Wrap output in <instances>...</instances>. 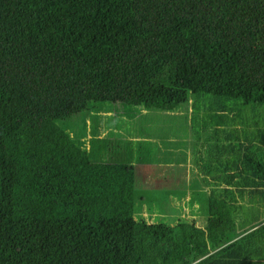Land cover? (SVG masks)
Returning <instances> with one entry per match:
<instances>
[{
    "label": "trees",
    "instance_id": "1",
    "mask_svg": "<svg viewBox=\"0 0 264 264\" xmlns=\"http://www.w3.org/2000/svg\"><path fill=\"white\" fill-rule=\"evenodd\" d=\"M193 96L215 98L206 152L234 185L207 195L205 228L137 215L140 171L65 127L92 102ZM231 100L264 106V0H0V264H264V222L234 196L257 207L264 130L258 160L259 119Z\"/></svg>",
    "mask_w": 264,
    "mask_h": 264
},
{
    "label": "rangeland",
    "instance_id": "2",
    "mask_svg": "<svg viewBox=\"0 0 264 264\" xmlns=\"http://www.w3.org/2000/svg\"><path fill=\"white\" fill-rule=\"evenodd\" d=\"M230 107L232 108L233 115L234 113L238 115L242 112L245 113L246 116H248L250 112V115H253L256 119H259L258 121L260 128H258V132H255L256 135H246H249V141L251 140L250 142L253 144V148L250 150V154L256 156L258 160L262 159L264 106L253 107L252 105H243L239 101L231 100ZM139 109L140 107L132 108L122 104L92 102L87 112H83L76 116H73L71 118L73 120L67 122L65 124V127L69 126L68 132L72 133L77 141L79 139H82L85 145V149L89 152L92 151L93 155L95 154L96 157H100L102 159L106 157V159H108V157H110V154H114L116 151L121 155L122 151L120 148H122L123 146V153L125 152L129 154V158H127L126 160H129L130 163L142 165L145 167L143 169L145 171L147 170L148 172H151L154 169H146V167L149 168L148 163H150V166L151 164H158L157 169L161 170L159 174L164 175L165 169L163 165H165V163L163 160L166 161L171 159V161H177L179 160L180 155L185 151L189 152L190 156L193 155V151H195L196 149H200L201 151L202 145L200 142L202 141H198V139L205 135V137L203 138L204 142L207 137L206 135H208L211 130V126L214 125L216 119H218L216 117L217 113L211 112L218 110L216 108L215 98L212 96H193V98H190L188 102L178 106L177 112L175 114H172L171 116H167L165 112L164 114H162V112L160 111L152 110L148 113L147 116H143L140 114ZM102 112H110V115H102ZM233 115L229 118L234 117ZM153 119L170 120L154 121ZM245 120L246 123H248L247 121L249 119ZM158 125L162 126L155 128V126ZM232 125L234 126V124ZM115 127L122 128L120 135L116 134V132H113V128ZM231 128L233 129V127ZM240 128L241 126L237 124V126L234 127V130L240 132ZM247 128L250 129L249 124L247 125ZM99 132L103 134H99ZM106 134L109 136H107ZM169 135L170 138H173L174 140L179 142L171 144L170 149H172L173 151L179 148L182 149L183 152L179 150L177 152L178 155L175 153L173 154V156L172 153H170L169 156L168 154H164L165 150L160 149L159 146H156L160 141L163 140L162 138L168 137ZM136 136H138L139 138H142L143 136L148 138L149 140L147 142L143 141L141 143L132 142L131 140ZM129 137L131 139L130 142L128 139ZM174 140L173 142H175ZM120 142L123 145L120 144ZM119 145L120 148H118ZM205 145L206 143L204 142V147ZM109 146L112 147V150H107L108 148H110ZM207 157V155L198 157L195 156L197 160H202L203 165H205ZM154 173L157 174L158 172L155 170ZM149 174L153 175V173ZM162 181H151V183H149L148 180H146L145 182H143V184L146 186V190L148 191L151 190V185L158 186L156 188H159ZM140 186L143 185L141 184ZM193 190L195 189L185 188V191L182 188L176 189L175 191H173L176 193L174 197L177 196L179 198H170V195L167 194L164 198L166 204L163 203L162 195L165 194V191L169 192L168 189L153 190L152 195L154 200H151L149 197H147L149 195V193L147 192L138 194V197L141 200L137 202L135 213L137 215L142 214V216H148L149 218L152 217L150 216V213H152V215L160 213L162 215L165 214L166 223L168 224H173L176 217L189 218L196 222L197 227L205 228V226L207 225V215L202 213L205 216V218L202 219L200 216V212L196 210H194L193 212L192 210L194 207L190 208L191 204H188L190 198L189 194ZM191 196L195 197L194 194H192ZM179 199L183 200L185 203L174 202L179 201ZM251 199L254 198L251 197ZM259 204L262 205V199ZM139 205H142V208L140 210L137 209V206ZM161 205H164V207L160 208ZM256 205L257 207H255L254 209H248L245 218H250L254 215H256L257 219L262 218L263 209H259L258 204ZM159 208L161 211L158 210ZM256 218H254L253 220H255ZM238 222L239 221H237V223Z\"/></svg>",
    "mask_w": 264,
    "mask_h": 264
},
{
    "label": "crops",
    "instance_id": "3",
    "mask_svg": "<svg viewBox=\"0 0 264 264\" xmlns=\"http://www.w3.org/2000/svg\"><path fill=\"white\" fill-rule=\"evenodd\" d=\"M177 109H178V106L175 107L171 111H168V112L166 111L165 114L167 116H171L172 114H175L177 112ZM139 111H140V114L143 115V116H147L148 113L150 112V111L145 110L143 108H140ZM160 112H162V111H160ZM101 114L102 115H104V114L110 115V112H102ZM162 114H164V112H162ZM153 120L154 121L155 120L167 121V120H170V119H153ZM160 126H162V125L155 126V128H158ZM187 128H188V124H187ZM121 131H122L121 127L113 128V132H116V134H118V135L121 134ZM99 134H103V133L99 132ZM107 136H109V135H107ZM204 137H205V135H203L201 138L198 139V141H202V142H200L201 145H202L201 151H200V149H196L195 151H193V155L192 156H190L189 152L185 151L184 153H182L180 155V158L177 161L176 160L171 161V159L170 160H166V161L163 160L165 165H166V167H165V165H163V167L165 169V174L164 175H160L159 174L161 172V170L157 169L158 164H151V166H150V163H148V165H149L148 167L149 168L146 167V169H150V168L153 169L154 168L151 172H148L147 170L145 171L143 169V168H145L144 166L138 165V164H132V163L129 162V160H126L127 158H129V154L125 153V152L123 153V146H122L123 144L121 142H120V144H122L121 145L122 148H120V145L118 147L122 151L121 155L119 154V152L116 151L114 154H110V157H108V159H106V157L103 158V159L100 158V157H97V158H99L102 161H106V160H110V159H114V160H110V161H113V162L124 161V162H128L132 166L136 167V170L138 169L140 171V174L137 175V180H138L137 188H138L140 194H143L144 192L145 193L146 192L149 193L150 196L148 195L147 197H149L151 200H154L153 199V195H152L153 190H158V189H168L169 190V192L165 191V194L162 195L163 203L166 204V202L164 201V198H165V196L167 194L170 195V198H174V199L179 198L177 196L174 197V195L176 193L173 192V191H175L176 189H181L182 188L184 191H185V188L195 189L189 194L190 198H189L188 204H191L190 208L194 207L193 210H192L193 212H194V210L200 212L201 218L204 219L205 216L203 214L207 215V218H208L207 195L210 194V192H212L214 190L218 191V190H220L222 188H225V187H228V188H231V187L233 188L234 187V185L233 186H229V185L227 186L226 184L223 183V180H218V178L216 176V173H214L215 166L217 165L214 162V158H216L218 156H213L212 153H210V152H208V154H207L206 145L204 147V144H203V138ZM114 138H116V137H114ZM128 139H129V142H130V140H131L130 137ZM162 139L163 140L160 141L159 144L156 145V146H159L160 149L165 150L164 154H168L170 156V153H172V155L176 153L178 155L177 152L179 150L182 151V149H179V148H177V149H175L173 151H172V149H170L171 148V144L179 143L176 140H174L173 138H170V135L168 137H165V138H162ZM148 140L149 139L146 138V137L142 136V138H139L138 136H136L131 141L132 142H136V143H141L143 141L147 142ZM173 140L175 142H173ZM107 150H112V147L108 148ZM200 153L202 154V156H204V155L208 156L207 159H206L205 165H203L202 160H197L195 158V156L198 157V154H200ZM105 154H106V152H105ZM94 156L96 158L95 154H94ZM189 156H190V158H189ZM226 157L227 156L225 155V158ZM159 162H162V161H159ZM155 170L158 172L157 174L154 173ZM149 173H153V175L149 174ZM142 176H143V178H142ZM144 178H146V179H144ZM192 178H194V179H192ZM146 180H148L149 183H151V181H156V182H159V181H162V180L163 181L161 182L159 188H156L158 186L151 185L150 186L151 190L147 191L146 190V186L143 184V182H145ZM141 184L143 186H140ZM140 190H142V191H140ZM200 193L202 194V196L199 195ZM245 193L246 194H243L242 196H239L237 194L234 195L235 198L237 199V201L239 202L238 204L243 205L242 211L244 212V214H246L248 209L251 208L250 198L247 195L248 193L247 192H245ZM192 194H194L195 197H192L191 196ZM261 199H262V205L259 204ZM174 202L185 203L181 199H179V201H174ZM257 204H258L259 209H263L262 222H264V190L263 189H262V192H261V194H260V196L258 198ZM205 209H206V212H205ZM239 212L240 211L238 210L237 214ZM163 215H165V214H163Z\"/></svg>",
    "mask_w": 264,
    "mask_h": 264
}]
</instances>
